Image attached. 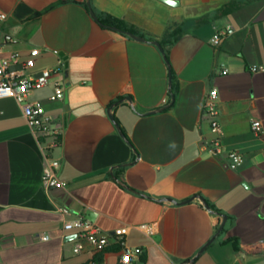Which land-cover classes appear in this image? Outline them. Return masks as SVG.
<instances>
[{"label":"crops","instance_id":"0c3cea01","mask_svg":"<svg viewBox=\"0 0 264 264\" xmlns=\"http://www.w3.org/2000/svg\"><path fill=\"white\" fill-rule=\"evenodd\" d=\"M91 1L146 40L98 23L87 0H0V57L20 52L13 67L32 75L63 62L28 100L60 130L54 154L68 182L43 185L51 138L42 143L22 105L0 98V264H120L118 244L96 252L85 240L74 252L78 229L65 224L78 217L111 233L123 227L127 246L144 249L141 264H264V70H253L264 66V0ZM179 25L183 35L165 47L170 85L154 40ZM35 47L40 53L25 68ZM57 83L63 99H52ZM214 87L218 131L205 108ZM231 151L245 156L241 168H231ZM198 194L214 211L199 197L162 200ZM219 212L228 215L224 229L196 257L216 234Z\"/></svg>","mask_w":264,"mask_h":264},{"label":"built area","instance_id":"2783aa9c","mask_svg":"<svg viewBox=\"0 0 264 264\" xmlns=\"http://www.w3.org/2000/svg\"><path fill=\"white\" fill-rule=\"evenodd\" d=\"M0 18H6V14H0ZM231 25L219 31L215 36V43H219L221 37L228 33ZM40 53V48L35 47L31 51V57L28 58L23 65L25 68L31 67L35 62V57ZM20 52H13L10 56L0 57V98L13 97L21 105L24 117L32 130V132L42 139V143L51 138L44 146L46 152V166L43 172V185L46 188H67L68 182L59 174L61 167V158L54 154L56 148L61 145L60 130L53 128L45 114L44 107L39 103H32L28 100V96L35 90L46 86L52 76L62 70L63 62L60 61L53 68H46L38 75L25 74L20 69L14 68V64L20 63ZM254 71L264 70V66L254 67ZM65 96L64 85L57 83L55 86L52 99H63ZM218 89L212 88L207 95L205 104L206 111L212 116V128L214 131L220 129L218 121ZM252 129L256 133H260L262 129V121L254 119ZM219 150V148H218ZM230 158V166L232 169H239L245 163V156L240 151H231L228 153ZM62 212H67V207H61ZM66 227H75L78 229V238L74 243V252L80 253L85 249V240L92 246L93 250L100 252L111 246L118 244L123 247V254L120 258V264H141L140 258L144 249L140 246L130 248L126 243V231L123 227L117 228L114 233L104 231L94 221L78 217L71 222L65 224ZM142 227H147L146 224ZM51 235L46 234L43 239H50ZM83 264H108L107 259H90Z\"/></svg>","mask_w":264,"mask_h":264},{"label":"water","instance_id":"95a60500","mask_svg":"<svg viewBox=\"0 0 264 264\" xmlns=\"http://www.w3.org/2000/svg\"><path fill=\"white\" fill-rule=\"evenodd\" d=\"M162 1H164V2H166V3H168V4H171V5H178V0H162ZM87 4H88V6H89V8H90V11H91V14H92V16L94 17V19L98 22V23H100L101 25H103V26H106V27H108V28H111V29H114V30H117V31H119V32H122V33H125V34H128V35H130L131 37H133V38H136V39H139V40H146V37H144V36H142V35H140V34H138V33H136V32H134V31H131V30H128V29H123V28H121V27H119V26H115V25H107V24H104V23H102V21L100 20V17H99V15H98V13L96 12V10L94 9V7H93V5H92V1L91 0H87ZM154 43L156 44V45H158L159 47H160V49L164 52L165 51V48H164V46H163V44L161 43V41H159V40H154ZM168 61V60H167ZM168 64H169V67H170V85H172V81H173V74H172V71H171V64H170V62L168 61ZM174 98H175V96L173 95V100H174ZM167 106H163V107H160V108H157V109H155V110H153L152 112H158V111H161V110H163V109H165ZM114 108V104L112 105V106H110L109 107V112H110V115H111V117L112 118H114V115L112 114V109ZM117 127H118V129H119V131H120V133L122 134V136L124 137V138H126L127 139V137H126V134L124 133V131H123V129H122V127L120 126V124H118L117 123ZM131 163V162H130ZM130 163H127V164H124V165H128V164H130ZM114 169V168H113ZM112 173H113V170H112ZM113 175H114V173H113ZM114 177L116 178V180L117 181H119L122 185H124V186H127L121 179H119L118 177H116L115 175H114ZM195 197H199V198H201L202 200H203V202L205 203V205H206V207L208 208V209H210L211 211H214V209L212 208V206L208 203V201L202 196V195H195V196H193L192 198H189V199H187V200H183V201H181V202H178L177 200H175V199H173V198H162V200H172V201H175V202H177V203H187V202H189V201H191L192 199H194ZM87 213L88 214H92L93 213V211L92 210H88L87 211ZM220 213V215L222 216V222H221V224H220V226H219V228H218V230H217V232H216V234L198 251V253H197V255H196V257H198L200 254H202L205 250H206V248L213 242V241H215L216 240V238L220 235V233L222 232V230L224 229V227H225V225H226V222H227V219H228V215L226 214V213H222V212H219ZM192 261H194V260H192Z\"/></svg>","mask_w":264,"mask_h":264},{"label":"trees","instance_id":"16d2710c","mask_svg":"<svg viewBox=\"0 0 264 264\" xmlns=\"http://www.w3.org/2000/svg\"><path fill=\"white\" fill-rule=\"evenodd\" d=\"M229 8H224L223 12H227ZM98 15L100 17V20L102 21V23L107 24V25H115V26H119L123 29H128L131 31L136 32L133 27H130L124 20L117 18L109 13L106 12H98ZM106 27V26H105ZM137 33V32H136ZM184 33V28L182 25L177 26L174 30H170L166 33L165 38L162 41V44L164 45V48L167 45L172 44L173 42H175L176 40H178ZM169 50L167 48H165L164 51V56L166 58V60L169 61ZM170 62V61H169ZM174 78V77H173ZM175 88H173V90L171 91L172 95H175Z\"/></svg>","mask_w":264,"mask_h":264}]
</instances>
